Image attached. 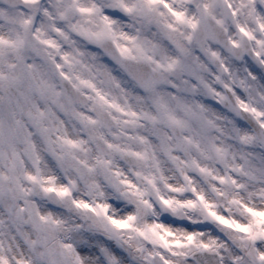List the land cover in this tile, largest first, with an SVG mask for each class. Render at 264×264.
<instances>
[{
    "label": "clouds",
    "instance_id": "1",
    "mask_svg": "<svg viewBox=\"0 0 264 264\" xmlns=\"http://www.w3.org/2000/svg\"><path fill=\"white\" fill-rule=\"evenodd\" d=\"M0 42V175L12 159L9 128L19 122L32 145L12 141L17 203L32 211L21 222L0 202L8 264H144L142 255L162 251L149 243L154 225L232 248L201 207L162 203L194 196L153 132L213 175L224 172L215 149L237 163L247 154L258 182L240 180L264 188V0H0ZM37 110L39 127L28 115ZM182 171L217 212L248 222L212 191L226 189L211 175Z\"/></svg>",
    "mask_w": 264,
    "mask_h": 264
},
{
    "label": "snow or ice",
    "instance_id": "2",
    "mask_svg": "<svg viewBox=\"0 0 264 264\" xmlns=\"http://www.w3.org/2000/svg\"><path fill=\"white\" fill-rule=\"evenodd\" d=\"M155 0H149V3H154ZM172 15L177 20L183 19L182 13L172 12ZM194 26V25H193ZM3 43V42H0ZM243 107V105H241ZM29 118L34 125L39 127L40 121L44 114L36 111V113L29 112ZM134 115V114H131ZM171 120V118H169ZM172 123L178 124V121L172 120ZM264 127V125H261ZM46 131V130H43ZM9 147L12 150V159L8 163V173L0 175V202L8 201L6 207L7 211L14 215L17 220L23 222V213H29L31 216V206L24 201V206L19 207L18 201L23 199L24 190L20 185V177L16 171V152L12 141H20L26 145V152L32 149V145L28 140V133L22 125L17 122L15 127L8 129ZM153 135L160 141L161 150L169 157V159L176 164L177 169L181 171L189 191H191L194 199L184 202H174L170 200H163L165 206H171L173 203L177 204L179 208H194L201 207L206 213V217L216 224L225 234L228 235L231 241L232 248L229 249L225 244L221 243L214 236H207L203 231H180L173 232L163 225H154L148 229L153 239L145 236L144 232H139L141 237L149 239V243L154 248H159L162 251L147 252L142 255L144 264H207L206 257L213 258V264H224L225 253H228L229 264H264V208L256 207L251 203L253 198L264 200V188L257 191H247L248 184L242 183L240 178H246L249 183L258 182L259 169L254 168L250 164L247 154H240L237 163L235 155H229L226 151L215 149L216 158L223 165L224 172L221 175H213L208 169L200 167L195 160L191 162L180 161L175 156L171 155L172 149L168 147L166 138L162 137L158 130H154ZM141 143H144L142 137H138ZM241 142L247 143L251 137L241 136ZM70 145L71 141H67ZM73 147L75 145H72ZM139 158H144L140 153H132ZM5 158V154L0 152V160ZM184 167L195 168L202 175H211L213 181L222 186L225 190H220L215 187L212 191L219 197H227L228 205L235 208L242 215L248 218L247 223H240L237 220L220 214L215 209L217 205L206 200L205 196L199 193L195 187H192L191 178L184 175L182 169ZM25 179L32 181L34 177L26 176ZM50 190V189H49ZM173 192H182L183 188H169ZM229 191L231 195H229ZM245 191L247 193V202L241 198L238 193ZM65 190H61L63 195ZM175 211V209H173ZM45 217H40L44 221ZM131 219V217H130ZM120 227L126 225L121 224ZM160 229V232H157ZM236 233L238 235H231ZM137 251L144 253L145 250L138 248ZM0 264H8V261L0 256ZM17 264H23L22 261H17ZM76 264H79L77 259ZM110 264H114L110 261Z\"/></svg>",
    "mask_w": 264,
    "mask_h": 264
}]
</instances>
